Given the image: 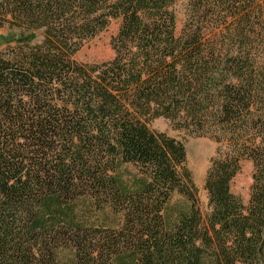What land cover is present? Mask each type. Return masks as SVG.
Masks as SVG:
<instances>
[{"label":"trees","instance_id":"trees-1","mask_svg":"<svg viewBox=\"0 0 264 264\" xmlns=\"http://www.w3.org/2000/svg\"><path fill=\"white\" fill-rule=\"evenodd\" d=\"M174 3L0 0L1 23L42 33L0 52V264H58L67 247L76 264H264V0H188L179 35ZM114 20L113 58L75 61ZM156 118L217 146L205 217ZM83 197L121 226L77 222Z\"/></svg>","mask_w":264,"mask_h":264},{"label":"rangeland","instance_id":"rangeland-1","mask_svg":"<svg viewBox=\"0 0 264 264\" xmlns=\"http://www.w3.org/2000/svg\"><path fill=\"white\" fill-rule=\"evenodd\" d=\"M188 0H175L171 10L175 17V34L179 35L185 21V14ZM119 21H111L108 27L94 38L84 43L82 48L74 56V60L82 64H101L113 58L110 47L112 37L117 33ZM32 36L30 45L39 44L42 41V33L25 32L21 29L9 28L0 22V52L7 46L14 45L15 41ZM147 127L154 132L164 133L183 144L186 154V168L189 171L193 184L196 188L197 206L200 213L205 217L209 213L208 200L204 191L206 173L210 167L211 160L215 156L216 144L208 138H200L184 130L175 129L166 119L156 118L147 124ZM130 171V167H127ZM252 165L243 161L240 171L231 183V191L241 198L246 204L249 197L251 185ZM122 176H125V172ZM178 197H174L177 201ZM72 207L73 215L77 222L90 227L119 228L122 218L114 215L108 207L98 208L90 198L77 199ZM58 264H76L73 250L69 247L59 249L57 252Z\"/></svg>","mask_w":264,"mask_h":264}]
</instances>
